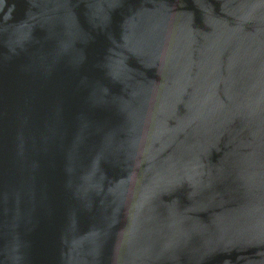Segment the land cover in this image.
Masks as SVG:
<instances>
[{"label": "water", "instance_id": "1", "mask_svg": "<svg viewBox=\"0 0 264 264\" xmlns=\"http://www.w3.org/2000/svg\"><path fill=\"white\" fill-rule=\"evenodd\" d=\"M0 264H264V0H0Z\"/></svg>", "mask_w": 264, "mask_h": 264}]
</instances>
